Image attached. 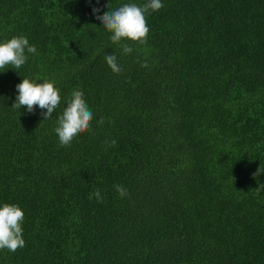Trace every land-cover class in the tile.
<instances>
[{
  "label": "trees",
  "instance_id": "16d2710c",
  "mask_svg": "<svg viewBox=\"0 0 264 264\" xmlns=\"http://www.w3.org/2000/svg\"><path fill=\"white\" fill-rule=\"evenodd\" d=\"M148 2L0 0V43L37 49L0 69V207L26 242L0 264H264V0H161L145 44L92 11ZM23 78L59 89L51 118L12 107ZM74 90L93 119L61 147Z\"/></svg>",
  "mask_w": 264,
  "mask_h": 264
},
{
  "label": "clouds",
  "instance_id": "9594fccd",
  "mask_svg": "<svg viewBox=\"0 0 264 264\" xmlns=\"http://www.w3.org/2000/svg\"><path fill=\"white\" fill-rule=\"evenodd\" d=\"M163 7L161 0H149L143 6L127 3L114 10L109 3L107 5L109 10L105 11L103 15L100 14L101 9L99 8H93L92 11L100 24L112 33L110 40L113 44H120L122 40L145 44L150 31L145 14L149 10L155 12ZM122 50L125 54H131L133 51L128 44H123ZM36 51V47L29 44L27 37L14 36L6 42L0 43V69L8 65H11L14 69H19L28 60L27 54H35ZM105 59L114 73L119 74L122 72V68L118 65L117 57L114 54H107ZM141 66L147 67V62L145 61ZM16 89L18 95L12 107L15 109L24 107L29 113H33L36 106H38L42 110L41 116L43 119L41 122L51 118L54 110L61 102L59 89L54 82L47 79L38 83L29 78H23L22 82L16 85ZM45 109L46 111H43ZM92 119L93 113L84 99L83 92L74 90L62 115L56 121L55 132L60 146H70L74 138L88 131ZM103 122V118H101L99 123L102 124ZM116 143V140H112L110 146H115ZM115 188L121 197L127 195V190L122 185H116ZM92 197H95L98 202L101 201L100 190L97 189L94 193H91L89 198ZM23 220L24 212L19 206L5 203L0 207V250L7 249L10 252H15L18 248L25 246L26 242L23 239L22 229Z\"/></svg>",
  "mask_w": 264,
  "mask_h": 264
}]
</instances>
